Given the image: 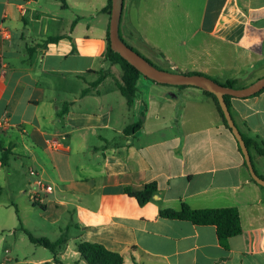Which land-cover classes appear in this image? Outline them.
<instances>
[{
  "label": "crops",
  "instance_id": "1",
  "mask_svg": "<svg viewBox=\"0 0 264 264\" xmlns=\"http://www.w3.org/2000/svg\"><path fill=\"white\" fill-rule=\"evenodd\" d=\"M108 1L0 0V23L8 30V37H0V156L8 155L5 165L0 161V195L4 190L7 197L0 205L15 209L13 233L19 223L25 234L26 229L47 237L57 229L54 240L63 238L52 258L25 255L23 260L69 264L71 251V262L87 264L76 247L86 240L119 252L122 264H264V185L251 179L237 139L211 96L197 86L140 75L127 105L117 85L122 70L113 77L115 63L103 56L110 14L102 8ZM139 1L123 0L119 34L131 46L149 53L156 47L165 56L167 46L134 26ZM183 2L167 0L166 8L156 0L150 4L155 13L168 15L170 25L184 23L172 37L186 45L196 29L185 39L191 11ZM200 4L202 36L233 45V61L243 55L245 63L238 70L215 63L189 71L221 82L235 78L236 87L263 76L264 0ZM96 14L107 15L97 30ZM253 54L255 61L246 63ZM171 67L181 71L176 63ZM102 69L104 78L93 84ZM242 77L249 82L239 84ZM229 101L238 129L264 139V89ZM136 122L138 128L126 130ZM253 151L254 169L264 178V155ZM31 167L53 187L42 203L33 199L38 187ZM150 181L158 189L143 204L125 190H141ZM182 202L194 208L237 207L240 233L224 247L214 225L159 215L161 207L179 208ZM25 210L35 217L30 218L34 230L25 224ZM69 237L75 238L74 249Z\"/></svg>",
  "mask_w": 264,
  "mask_h": 264
},
{
  "label": "rangeland",
  "instance_id": "2",
  "mask_svg": "<svg viewBox=\"0 0 264 264\" xmlns=\"http://www.w3.org/2000/svg\"><path fill=\"white\" fill-rule=\"evenodd\" d=\"M144 1V2H143ZM139 1L138 9L136 11L137 20L133 21L136 30L140 31L145 36H148L153 42L160 44V47L167 46L168 54H161L159 51H156L157 48L154 47L152 50L155 52L149 53L143 51V49L138 46L137 44L133 45L134 48L141 51L143 54L148 56V58L159 67H164L167 70L176 71V69H172L171 64L176 63L178 68L183 71L187 72L191 69L202 67V66H209L213 64L224 65L226 68H235L236 70L241 69L245 63L243 55L240 56L238 62L233 61L235 57V53L233 51V45L223 44L215 38H211L202 36V32L197 29L198 27V15L200 13L201 8V0H184V8H189L191 11V18L188 24H185L184 36L185 39L187 35L196 29V34L193 38L186 39L187 43L180 44V39L178 37H172L176 33H178V29L180 25H184L181 20H179L175 26L170 25L171 21L167 20V16L160 15V10L158 13L154 12V7L150 4V1L153 0H143ZM156 4H162V8H166L164 3L167 0H156ZM168 5V3H167ZM49 7L52 8V5L49 3ZM54 8V5H53ZM178 8V7H177ZM71 10V8H70ZM70 10L65 11L66 15H71ZM134 11V12H135ZM104 18H107L106 14H96L95 16V29H99L102 27ZM150 18L151 21H147ZM169 23V24H168ZM170 25V26H169ZM166 34V35H165ZM187 34V35H186ZM166 37H165V36ZM127 40V39H125ZM129 40V39H128ZM182 40V39H181ZM128 42H131L130 40ZM167 43L168 45H165ZM256 55H252L250 58H247L246 63H250V61H255ZM261 59V58H260ZM264 63V58L261 59ZM106 63L109 64L108 60H105ZM194 63V64H193ZM238 63V64H237ZM196 65V67H192ZM163 68V69H164ZM118 64H112L111 70L113 71V77H118ZM213 69H209L212 71ZM177 71H179L177 69ZM213 72V71H212ZM243 75V73H242ZM217 76V75H216ZM252 76V75H251ZM250 76V77H251ZM119 78V77H118ZM241 78L239 84L244 82H249V77ZM239 86V85H238ZM242 86V85H241ZM170 87H177V86H170ZM240 87V86H239ZM177 89V88H176ZM252 154H254L253 148L251 149ZM28 164H25V170ZM6 193L3 190L0 195V201L6 202ZM22 211V210H21ZM24 213V212H23ZM25 224L29 226L31 230H34L32 227V223L35 222L31 215L30 210H25ZM14 222L17 223V216L15 214V209L11 204L9 205H0V264H51L50 261L47 262H40V263H31L26 262L24 259L25 255L29 257H53V252L43 245L37 243H30V239L27 234L23 232V230L18 226H16V232L13 233ZM76 230L73 228L69 229V232L74 233ZM33 234V233H32ZM37 234V233H35ZM46 236L50 240H54L59 236V232L57 229L55 231H48L45 233ZM34 235V234H33ZM37 236V235H36ZM75 238L69 237L68 244L70 249H74L73 242ZM32 242V241H31ZM71 251H68V257L71 255V258H68L69 264H74L71 262L73 256L70 254ZM71 259V260H70Z\"/></svg>",
  "mask_w": 264,
  "mask_h": 264
},
{
  "label": "trees",
  "instance_id": "3",
  "mask_svg": "<svg viewBox=\"0 0 264 264\" xmlns=\"http://www.w3.org/2000/svg\"><path fill=\"white\" fill-rule=\"evenodd\" d=\"M110 9H111V0L108 1V3L102 8V10L110 14ZM120 37L122 38L121 35ZM50 39H57V37H50ZM106 40H107V46H106V50L103 53V56L106 60L110 61L111 63L118 64L119 67L121 68L122 70L121 81L118 82L117 85H118L120 92L124 95L127 105L130 106L133 102L134 94L136 92V80L140 75H143V74L134 65L128 62L126 59H124L119 53L111 49L110 44H109L108 31L106 34ZM125 43L129 45L130 47H132L134 50H136L133 46L128 44L126 41ZM141 55L144 56L143 54ZM144 57L147 58L146 56ZM147 59L152 64H154L149 58ZM154 65L159 67L156 64ZM192 72L204 74L200 71H189L188 73H192ZM104 76H105V70L102 69L99 71V75L96 78V80L93 82V84L95 85L98 84V82L101 79H103ZM218 82L224 85L236 87L235 78H229L223 82L221 81H218ZM178 86H186V85H178ZM263 89L264 87L260 91H262ZM202 90L204 91V93L211 96V98L214 101L215 107L220 117L222 118L225 126L228 129H230V127L228 126L226 122V119L223 116V112L219 106V103H218V100L215 94L205 89H202ZM260 91L254 94H257ZM230 97L231 95L224 94V99L227 103L228 109L231 112L230 101H229ZM139 125H140L139 122L133 123L132 125L127 126L126 130H135L136 128L139 127ZM241 135L249 151L250 149L253 148L258 154L264 155V139L260 138L258 135H247L244 132H241ZM7 159H8V155L0 156V161L3 165L7 163ZM251 179L254 180L252 177ZM157 189H158L157 184L154 181L145 183L144 187L141 190H137V191H132L129 187L125 188L126 192L129 195L134 196L140 204H143L149 199H151L152 195L157 191ZM159 215L164 218L189 220L195 224L214 225L218 241L224 247L227 246L228 238L230 236L236 235L240 233L241 231L239 211L237 207L235 206L194 208V207L189 206L187 203L182 202L179 208L161 207L159 209ZM24 231L26 232V234L28 235L29 239L32 242L43 245L52 251H54L55 247L58 246L63 240V238L60 237L59 239L52 241L45 236H34L26 229ZM76 247L80 255L86 260L87 264H122L123 263V257L119 252L110 250L106 248L104 245H102L101 243L93 242V241H86V240H79L77 242Z\"/></svg>",
  "mask_w": 264,
  "mask_h": 264
},
{
  "label": "water",
  "instance_id": "4",
  "mask_svg": "<svg viewBox=\"0 0 264 264\" xmlns=\"http://www.w3.org/2000/svg\"><path fill=\"white\" fill-rule=\"evenodd\" d=\"M122 2L123 0H111L108 26V38L111 49L119 53L124 59L134 65L143 75L153 79L156 82L173 85H193L214 93L223 112V116L238 141L250 176L257 183L264 185V178L259 176L255 171L249 149L245 144L241 132L235 124L231 112L228 109L227 103L224 99V94L245 97L260 91L264 87V75L256 78L247 85L241 87H232L224 85L205 74L195 72L188 73L177 70L173 71L155 66L147 58L127 45L120 37L118 27L122 11Z\"/></svg>",
  "mask_w": 264,
  "mask_h": 264
},
{
  "label": "built area",
  "instance_id": "5",
  "mask_svg": "<svg viewBox=\"0 0 264 264\" xmlns=\"http://www.w3.org/2000/svg\"><path fill=\"white\" fill-rule=\"evenodd\" d=\"M0 37H8V30L0 23ZM29 174L34 177V182L38 187V192L33 196V199L36 203H42L44 201V193H50L53 191V187L49 184L43 183L40 177L36 172V169L31 167L29 168Z\"/></svg>",
  "mask_w": 264,
  "mask_h": 264
}]
</instances>
